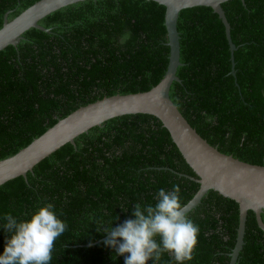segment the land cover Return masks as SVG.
<instances>
[{
  "label": "trees",
  "instance_id": "obj_1",
  "mask_svg": "<svg viewBox=\"0 0 264 264\" xmlns=\"http://www.w3.org/2000/svg\"><path fill=\"white\" fill-rule=\"evenodd\" d=\"M38 0H0V28ZM230 25L235 78L224 26L210 7L177 19L180 63L169 97L211 146L240 161L264 164V0L222 5ZM165 7L147 0H86L39 21L16 47L0 51V160L10 157L77 108L116 94L145 92L164 76L169 56ZM235 80L237 85L235 84ZM34 166L26 179L0 185V255L10 235L5 214L28 220L46 203L66 231L50 264H124L104 231L134 219L135 204L155 205L158 191L180 188L184 206L199 184L160 121L124 115L105 121ZM161 168V169H160ZM164 168L171 169L165 170ZM186 216L199 228L191 261L229 264L237 212L209 190ZM159 240V238H157ZM152 264V261H149ZM155 264H177L163 253ZM237 264H264V232L246 221Z\"/></svg>",
  "mask_w": 264,
  "mask_h": 264
},
{
  "label": "water",
  "instance_id": "obj_2",
  "mask_svg": "<svg viewBox=\"0 0 264 264\" xmlns=\"http://www.w3.org/2000/svg\"><path fill=\"white\" fill-rule=\"evenodd\" d=\"M82 1L86 0H38L11 20L7 19L8 13H6L0 28V51L8 46L16 47L22 34L31 28L49 32V29L39 25L41 19L63 7ZM147 1L165 7L164 25L169 56L162 79L148 91L103 97L59 119L26 147L0 160V185L20 176L26 179L27 173L32 172L35 165L67 143L75 146L76 137L93 127L101 126L105 121L124 115H150L160 121L185 162L197 176L196 179L177 173L199 184L195 195L184 205L185 214L194 209L209 190L216 191L237 212L236 241L229 254V264H237L244 245L246 221L257 223L259 229L264 232V164H249L219 152L190 126L169 97L172 83H180V79L176 76L181 65L177 19L182 10L210 7L217 14L224 26L230 52V74L235 78L233 53L237 47L231 40L230 25L221 6L230 0ZM235 84L237 85L236 80ZM164 169L172 171L168 168ZM106 239L108 234L85 246L89 247Z\"/></svg>",
  "mask_w": 264,
  "mask_h": 264
},
{
  "label": "clouds",
  "instance_id": "obj_3",
  "mask_svg": "<svg viewBox=\"0 0 264 264\" xmlns=\"http://www.w3.org/2000/svg\"><path fill=\"white\" fill-rule=\"evenodd\" d=\"M156 200L154 206L135 204L134 219L104 230L108 234L105 246L124 256V264H155L165 252L177 264L192 260L199 228L185 214L179 186L173 185L171 191L161 188ZM3 220L2 228L10 238L0 264H50L54 242L67 228L51 203L38 208L28 220L18 222L11 214Z\"/></svg>",
  "mask_w": 264,
  "mask_h": 264
}]
</instances>
